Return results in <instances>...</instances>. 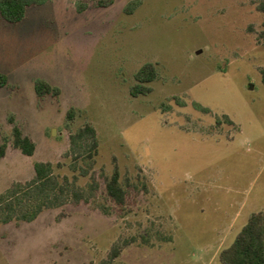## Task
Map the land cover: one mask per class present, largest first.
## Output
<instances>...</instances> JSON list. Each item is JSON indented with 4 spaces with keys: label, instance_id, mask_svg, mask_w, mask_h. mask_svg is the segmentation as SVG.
Returning a JSON list of instances; mask_svg holds the SVG:
<instances>
[{
    "label": "rangeland",
    "instance_id": "obj_1",
    "mask_svg": "<svg viewBox=\"0 0 264 264\" xmlns=\"http://www.w3.org/2000/svg\"><path fill=\"white\" fill-rule=\"evenodd\" d=\"M98 1L46 0L15 23L0 15V193L37 162L99 186L89 203L1 224L0 264H97L123 239L113 264H223L221 249L264 211L261 0ZM146 63L157 77L134 97ZM38 81L51 89L39 94ZM86 123L99 150L82 176L68 150ZM14 124L32 155L13 147ZM115 167L122 206L104 188Z\"/></svg>",
    "mask_w": 264,
    "mask_h": 264
},
{
    "label": "trees",
    "instance_id": "obj_2",
    "mask_svg": "<svg viewBox=\"0 0 264 264\" xmlns=\"http://www.w3.org/2000/svg\"><path fill=\"white\" fill-rule=\"evenodd\" d=\"M46 0H0V15L7 22L20 21L28 7L40 5ZM111 1V0H109ZM99 0L98 6H105L110 2ZM257 9L264 13V0H261ZM264 35V20H263ZM261 79L264 83V66L260 69ZM157 77V69L152 63L144 64L135 74L136 84L130 92L136 97L146 95L152 91L148 85ZM7 78L0 73V87L7 85ZM36 91L40 94L51 88L42 81L35 84ZM56 92V91H55ZM198 108L199 106L196 105ZM203 111L207 108L199 107ZM226 122L232 123L229 116H224ZM68 118H73V111L68 113ZM68 154L71 156L70 170L79 171L82 176L89 174L95 163L99 150V141L96 129L89 123L70 135ZM11 141L14 148L25 155H32L35 143L22 129L13 125ZM8 139L0 144V159L5 155ZM82 161V166L78 163ZM56 166H60L59 163ZM86 186L77 184V176L72 178L67 175L60 176L55 173V166L50 162H37L34 164V176L26 181L13 182L7 189L0 193V225L9 222L32 221L41 212L62 207L68 203L79 204L93 201L98 191V182L93 175ZM105 193L116 205L125 204L127 189L121 183L120 173L114 168L109 178H105ZM104 210V209H103ZM105 211V210H104ZM106 212V211H105ZM128 239L118 240L111 246L107 257L97 264H113L121 251L129 244ZM219 260L223 264H264V211L252 212L247 222L237 233L230 245L221 249Z\"/></svg>",
    "mask_w": 264,
    "mask_h": 264
}]
</instances>
